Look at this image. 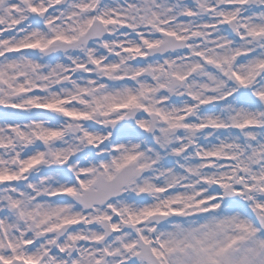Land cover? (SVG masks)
Returning <instances> with one entry per match:
<instances>
[{"label":"snow or ice","instance_id":"6c2138e0","mask_svg":"<svg viewBox=\"0 0 264 264\" xmlns=\"http://www.w3.org/2000/svg\"><path fill=\"white\" fill-rule=\"evenodd\" d=\"M0 264H264V0H0Z\"/></svg>","mask_w":264,"mask_h":264}]
</instances>
